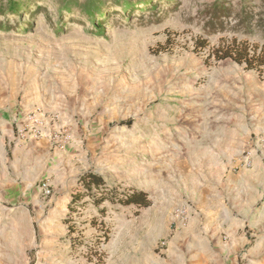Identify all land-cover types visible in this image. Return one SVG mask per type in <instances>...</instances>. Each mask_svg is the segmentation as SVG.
Here are the masks:
<instances>
[{
    "label": "rangeland",
    "instance_id": "374dc122",
    "mask_svg": "<svg viewBox=\"0 0 264 264\" xmlns=\"http://www.w3.org/2000/svg\"><path fill=\"white\" fill-rule=\"evenodd\" d=\"M7 1L31 0L0 6ZM34 1L47 6L0 17V110L11 108L14 119L37 111L50 120L47 132L62 128L71 140L58 150L43 138L62 161L48 160L54 174L39 175L32 198L13 203L36 217L40 240L31 255L62 232L41 224L49 211L59 223L61 215L75 223L76 245L98 240L102 264L107 252L109 264H253L251 252L264 264V165L251 164L264 154L254 150L264 134L241 138L230 161L207 155L211 136L195 138L228 84L230 59L216 60L215 51L235 41L251 54L264 51V0H129L125 12L108 3L98 37L80 20L58 24L54 0ZM259 69L252 72L261 82L264 65ZM10 144L17 145L14 128ZM88 170L143 190L150 205L136 214L107 207L103 217L90 208L64 212L76 177ZM41 180L50 181V197L40 192ZM239 183L245 197L234 189Z\"/></svg>",
    "mask_w": 264,
    "mask_h": 264
},
{
    "label": "crops",
    "instance_id": "0c3cea01",
    "mask_svg": "<svg viewBox=\"0 0 264 264\" xmlns=\"http://www.w3.org/2000/svg\"><path fill=\"white\" fill-rule=\"evenodd\" d=\"M226 67L225 78L228 79V84H224L219 92L222 98L211 102L213 111L208 117L210 120L205 127L199 126L195 138L199 140L203 134L208 139L211 136L209 141L211 140L212 145L211 148L206 149L207 155L211 152V159L224 156L230 161L234 157L232 155L235 153L237 155L242 147L239 142L241 138L244 140L247 135L264 134V81L257 80L255 72L246 70L243 64L230 60ZM237 111L240 112L237 113ZM245 118L248 120L246 123L243 120ZM13 120L11 108L0 110V264H30L31 262L32 264H91L78 252L76 244L74 246L70 244L71 237L77 231L70 233L67 225L63 223L62 215L59 217V223L54 218L55 214L49 211H42L44 218L41 224L51 234L53 230L49 226L55 228L61 225L62 232L59 233L61 235L55 234L49 242L48 250L41 247L35 252V256L31 255V250L35 249L33 244L40 240L38 233L34 231L36 217L28 209L13 203L26 195L32 198L30 190L32 185L38 182L39 175L45 174L46 179L55 172L52 171L53 166L49 170L46 169L47 161L50 160V163H53L57 160V164L60 165L62 161L60 154L63 153L50 151L43 139L38 142L11 145ZM231 151L234 152L230 154ZM51 155L54 158L51 159L49 157ZM261 163L264 165V154L251 159L253 165ZM234 189H237L239 196L245 197L242 184L235 185ZM69 199L70 195H67L66 200H63L65 201L64 212L69 209L67 207ZM51 201L54 204L60 203L57 197H51ZM63 235L66 239L58 240ZM77 236L81 239L80 235ZM107 254L104 264H109L111 259V255L108 252ZM248 258L253 264L260 263L258 253H249Z\"/></svg>",
    "mask_w": 264,
    "mask_h": 264
},
{
    "label": "trees",
    "instance_id": "16d2710c",
    "mask_svg": "<svg viewBox=\"0 0 264 264\" xmlns=\"http://www.w3.org/2000/svg\"><path fill=\"white\" fill-rule=\"evenodd\" d=\"M55 1V15L57 23L61 24L64 18H70L65 20L66 22H78L82 21L81 26L88 25L93 31L92 36L98 37L103 34V24L109 21L107 6L110 3V9L118 10L121 8L123 12L129 7V0H54ZM139 5H146L148 0H134ZM171 1V0H170ZM38 4H47L42 1L31 0L27 3L7 1L6 5L0 6V17L3 18H18L23 15H34L37 11H41L45 6ZM35 7L34 10L32 8ZM114 14H112L113 17ZM74 18V19H72ZM79 24V23H78ZM2 29V26H0ZM214 57L216 60L230 59L237 64H244L245 69L249 71H258L259 67L264 65V51L259 53H250L249 45L246 43L232 42L225 47H222L215 51ZM123 124V123H121ZM76 192L70 195V199L67 203V207L71 210H85L90 208L101 217L106 213L107 207L113 210L126 209L134 207V214L140 209L147 208L150 205L148 195L143 190H137L135 188H122V184L109 183L101 175L88 170L81 173L75 179ZM63 223L68 227L69 232H75V223H69L67 218H63ZM93 226H96L95 222L91 221ZM105 229V228H104ZM103 230V229H102ZM103 242L108 241V235L103 232ZM70 244L74 246L72 240ZM99 244L98 240H95L89 247L86 248L84 255L91 262L95 259V264H102V255L96 250V246ZM84 243H78V247H82ZM32 264V262L30 263Z\"/></svg>",
    "mask_w": 264,
    "mask_h": 264
},
{
    "label": "built area",
    "instance_id": "2783aa9c",
    "mask_svg": "<svg viewBox=\"0 0 264 264\" xmlns=\"http://www.w3.org/2000/svg\"><path fill=\"white\" fill-rule=\"evenodd\" d=\"M14 139L16 143L37 142L47 138L55 149L62 150L70 142V135L62 128L57 129L53 134L46 131L50 120L37 111H28L17 116L13 121ZM254 150L264 152V138L255 144ZM39 190L45 197L51 196L50 184L47 180L39 182ZM89 241L84 242L79 252L84 253L89 247Z\"/></svg>",
    "mask_w": 264,
    "mask_h": 264
}]
</instances>
